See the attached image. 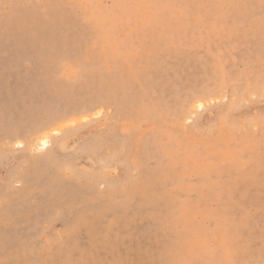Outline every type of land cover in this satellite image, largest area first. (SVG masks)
Segmentation results:
<instances>
[{
    "label": "rangeland",
    "instance_id": "374dc122",
    "mask_svg": "<svg viewBox=\"0 0 264 264\" xmlns=\"http://www.w3.org/2000/svg\"><path fill=\"white\" fill-rule=\"evenodd\" d=\"M0 264H264V0H0Z\"/></svg>",
    "mask_w": 264,
    "mask_h": 264
},
{
    "label": "bare ground",
    "instance_id": "6f19581e",
    "mask_svg": "<svg viewBox=\"0 0 264 264\" xmlns=\"http://www.w3.org/2000/svg\"><path fill=\"white\" fill-rule=\"evenodd\" d=\"M194 103L196 104V107L198 109H200L203 106L202 103L198 100L194 101ZM51 133H53V134L57 133V129L52 130ZM51 133L49 134V132H46V128H43V129L37 131V133L35 134V135H37L36 139L33 138L35 141V143H34L35 146H33V149L35 147L38 151H40V150H45L46 148H48L50 145L49 135H51ZM32 144H33V142H32ZM16 145H17V147H23V144L21 142H18Z\"/></svg>",
    "mask_w": 264,
    "mask_h": 264
}]
</instances>
